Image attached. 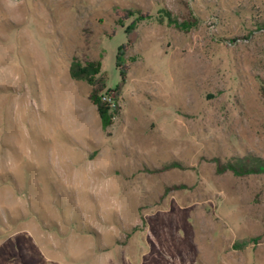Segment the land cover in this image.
Instances as JSON below:
<instances>
[{
    "label": "rangeland",
    "instance_id": "374dc122",
    "mask_svg": "<svg viewBox=\"0 0 264 264\" xmlns=\"http://www.w3.org/2000/svg\"><path fill=\"white\" fill-rule=\"evenodd\" d=\"M228 165L264 169V0H0V264H264Z\"/></svg>",
    "mask_w": 264,
    "mask_h": 264
},
{
    "label": "trees",
    "instance_id": "16d2710c",
    "mask_svg": "<svg viewBox=\"0 0 264 264\" xmlns=\"http://www.w3.org/2000/svg\"><path fill=\"white\" fill-rule=\"evenodd\" d=\"M178 28L182 30L190 29V23H174ZM101 69L102 64L100 62H88L85 65L73 64L71 67V74L73 78L84 79L91 87L90 101L96 107L98 115L100 117L101 127L103 130L108 129L112 124L113 120L118 113V107L115 102L107 96L105 92V86L101 80ZM121 79L124 80V74H120ZM114 108V109H113ZM219 170L227 171L230 170L237 176H244L261 172L263 167H255L246 165H228L220 168Z\"/></svg>",
    "mask_w": 264,
    "mask_h": 264
},
{
    "label": "clouds",
    "instance_id": "9594fccd",
    "mask_svg": "<svg viewBox=\"0 0 264 264\" xmlns=\"http://www.w3.org/2000/svg\"><path fill=\"white\" fill-rule=\"evenodd\" d=\"M7 3L10 7L18 8L22 3V0H7Z\"/></svg>",
    "mask_w": 264,
    "mask_h": 264
}]
</instances>
